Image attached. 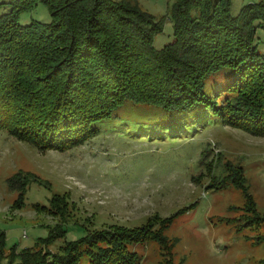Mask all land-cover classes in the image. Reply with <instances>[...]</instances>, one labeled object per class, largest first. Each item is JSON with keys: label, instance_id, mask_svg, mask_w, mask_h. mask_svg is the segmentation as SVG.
<instances>
[{"label": "trees", "instance_id": "trees-1", "mask_svg": "<svg viewBox=\"0 0 264 264\" xmlns=\"http://www.w3.org/2000/svg\"><path fill=\"white\" fill-rule=\"evenodd\" d=\"M232 2L175 0L173 39L161 49L154 38L163 19L137 0L0 2L9 5L0 15V129L41 150L64 151L96 135L100 121L117 118L130 103L151 107L167 122L213 114L264 136V50L257 43L264 0L244 5L237 16ZM39 3L48 6L52 20L20 23V15ZM32 182L44 183L23 171L7 179L19 192L13 207L25 205ZM235 183L248 195L249 212L257 214L245 182ZM53 198L49 206L34 207L62 213L65 200ZM171 222L159 234L150 233V223L87 231L53 251L49 246L66 232L58 224L33 248L10 249L17 264H138L131 246L149 238L167 246ZM4 243L2 233L0 264Z\"/></svg>", "mask_w": 264, "mask_h": 264}, {"label": "rangeland", "instance_id": "rangeland-1", "mask_svg": "<svg viewBox=\"0 0 264 264\" xmlns=\"http://www.w3.org/2000/svg\"><path fill=\"white\" fill-rule=\"evenodd\" d=\"M137 1L163 19V31L154 38V46L163 48L173 39L175 0ZM258 1L233 0L231 13L237 16L244 5ZM8 10L0 3V15ZM19 20L25 25L49 22L52 16L39 3ZM257 43L263 51L260 28ZM98 128L64 151L41 150L0 129V237L3 233L7 248L2 264L10 258L17 264L10 248H33L58 224L66 232L49 246L53 251L65 240L114 226L150 223V233L159 234L168 218L167 246L153 238L131 246L138 264H264V136L224 124L213 114L167 122L151 107L130 103ZM19 171L44 183L29 184L25 205L16 208L19 192L7 179ZM239 180L257 214L249 212L248 195L235 183ZM54 195L65 200L64 215L34 207L49 206Z\"/></svg>", "mask_w": 264, "mask_h": 264}]
</instances>
